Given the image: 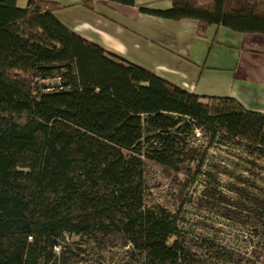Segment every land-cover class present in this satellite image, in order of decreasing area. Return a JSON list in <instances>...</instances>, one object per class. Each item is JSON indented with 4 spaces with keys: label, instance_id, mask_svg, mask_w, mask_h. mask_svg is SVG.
Segmentation results:
<instances>
[{
    "label": "trees",
    "instance_id": "1",
    "mask_svg": "<svg viewBox=\"0 0 264 264\" xmlns=\"http://www.w3.org/2000/svg\"><path fill=\"white\" fill-rule=\"evenodd\" d=\"M172 1L142 9L198 19L200 35L212 25L264 33V0ZM59 8L0 0V264H83L110 246L128 248L126 264H264V181L222 184L188 144L200 129L210 147L257 163L264 113L107 51L58 18ZM149 163L175 173L176 210L150 200ZM225 226L248 232L228 238Z\"/></svg>",
    "mask_w": 264,
    "mask_h": 264
},
{
    "label": "crops",
    "instance_id": "2",
    "mask_svg": "<svg viewBox=\"0 0 264 264\" xmlns=\"http://www.w3.org/2000/svg\"><path fill=\"white\" fill-rule=\"evenodd\" d=\"M54 1L60 3L58 18L107 51L190 92L233 97L264 113V33L212 25L200 35L198 19L175 20L142 9H169L172 0Z\"/></svg>",
    "mask_w": 264,
    "mask_h": 264
},
{
    "label": "rangeland",
    "instance_id": "3",
    "mask_svg": "<svg viewBox=\"0 0 264 264\" xmlns=\"http://www.w3.org/2000/svg\"><path fill=\"white\" fill-rule=\"evenodd\" d=\"M59 81V78H50L46 80H40V84H55ZM188 144L194 146L197 149L196 157L200 158L203 155L206 157V163L213 165L214 172L220 178L222 184H226L232 181L241 180L243 176L261 178L260 182L264 181V159H259L257 163L251 159L248 154L241 153L235 150L232 146L224 144H214L210 147L209 135L205 132L197 129L193 135L188 138ZM205 166V168H206ZM147 179L151 187L150 200L153 203L161 204L171 210H176L178 201V191L174 186L172 180L173 176L165 171L157 164L149 163L147 166ZM180 174L178 177L180 178ZM199 183L196 182L193 185H189L186 188L187 203L190 198H195ZM195 209L191 208L190 211L194 212ZM189 218L196 219V215L191 213ZM219 221V220H217ZM221 221V220H220ZM225 235L231 238L236 234L247 233V228H231L225 226ZM244 235V234H243ZM230 236V237H229ZM77 240V237L69 236V242ZM127 247H108L100 253L93 251V254L86 256L83 264H126L129 260Z\"/></svg>",
    "mask_w": 264,
    "mask_h": 264
}]
</instances>
